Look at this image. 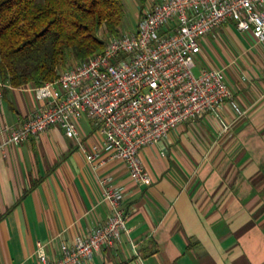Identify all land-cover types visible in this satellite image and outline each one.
Returning a JSON list of instances; mask_svg holds the SVG:
<instances>
[{"label": "crops", "instance_id": "0c3cea01", "mask_svg": "<svg viewBox=\"0 0 264 264\" xmlns=\"http://www.w3.org/2000/svg\"><path fill=\"white\" fill-rule=\"evenodd\" d=\"M157 1L130 0L135 25ZM194 68L220 69L239 110L225 102L143 146L148 183L104 151L100 163L86 160L102 145L86 117L83 148L51 127L0 150V264H39L37 241L55 258L61 243L104 221L102 177L123 189L126 229L82 264H264V43L232 24L216 27L200 39ZM36 86L0 81V129L43 106Z\"/></svg>", "mask_w": 264, "mask_h": 264}, {"label": "built area", "instance_id": "2783aa9c", "mask_svg": "<svg viewBox=\"0 0 264 264\" xmlns=\"http://www.w3.org/2000/svg\"><path fill=\"white\" fill-rule=\"evenodd\" d=\"M232 24L264 43V0H159L144 10L133 32L105 38L104 48L35 88L43 106L16 125L0 129V150L51 127L63 129L81 148L78 121L89 119L102 139L85 152L90 163L101 153L122 160L130 178L150 181L140 149L178 124L212 114L232 92L220 69L194 74L200 39L216 27ZM97 163H100L97 162ZM108 214L71 243H61L50 259L37 241L39 264H82L94 253L116 245L125 231L124 194L111 177L99 179Z\"/></svg>", "mask_w": 264, "mask_h": 264}, {"label": "trees", "instance_id": "16d2710c", "mask_svg": "<svg viewBox=\"0 0 264 264\" xmlns=\"http://www.w3.org/2000/svg\"><path fill=\"white\" fill-rule=\"evenodd\" d=\"M123 0H0V81L41 85L101 52L103 28L116 35Z\"/></svg>", "mask_w": 264, "mask_h": 264}, {"label": "rangeland", "instance_id": "374dc122", "mask_svg": "<svg viewBox=\"0 0 264 264\" xmlns=\"http://www.w3.org/2000/svg\"><path fill=\"white\" fill-rule=\"evenodd\" d=\"M135 16H136V7L133 3L130 2V0H127L125 14L121 21L118 32H123V33L130 32L131 31L130 29L136 24ZM98 34L102 40L111 36L110 34L106 33L103 28L99 31ZM69 62H70L69 65H75L78 63V61H75V60H70ZM193 72L194 74L198 73L195 68L193 69Z\"/></svg>", "mask_w": 264, "mask_h": 264}]
</instances>
